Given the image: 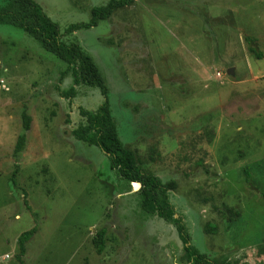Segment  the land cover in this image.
Segmentation results:
<instances>
[{"label":"rangeland","instance_id":"374dc122","mask_svg":"<svg viewBox=\"0 0 264 264\" xmlns=\"http://www.w3.org/2000/svg\"><path fill=\"white\" fill-rule=\"evenodd\" d=\"M35 1L93 58L143 169L176 183L169 200L190 245L212 263L264 264V0H133L79 30L111 0ZM104 102L37 40L0 26V264H22L19 239L33 229L23 264H202L174 225L142 211L140 187L74 137Z\"/></svg>","mask_w":264,"mask_h":264},{"label":"trees","instance_id":"16d2710c","mask_svg":"<svg viewBox=\"0 0 264 264\" xmlns=\"http://www.w3.org/2000/svg\"><path fill=\"white\" fill-rule=\"evenodd\" d=\"M133 0H111L105 7H95L91 11V20L87 24L77 25L71 30L89 29L97 27L100 21L111 18L112 14L120 8L131 5ZM0 26H11L24 31L27 35L37 40L42 48L54 55L58 60L66 63L72 71L77 86L83 85L97 88L105 97V102L95 112H84L86 125L74 132L76 140L101 149L110 159L112 169L116 170L120 179L129 186L140 185L139 195L141 209L145 214L157 216L169 222L177 229L184 249L190 259L202 264H216L200 254L192 245L187 225L170 203V192L176 188V183L163 184L162 180L153 173L143 169L136 154L123 143L118 130L117 122L109 104V90L93 58L88 55L79 44H67L61 39L58 25L53 22L35 0H5V5L0 8ZM245 41L249 44V50L257 59L263 57L258 50L256 38L246 35ZM64 73L63 76H66ZM72 95L75 90L72 88ZM23 127L25 131L31 129V119L27 114L23 115ZM27 136H19L15 154H20L26 147ZM15 179V178H14ZM264 198V194H263ZM37 233L36 229L24 233L19 239V261L23 264V256L26 254V243ZM108 230L100 229L94 238V247L97 254L102 255L106 249Z\"/></svg>","mask_w":264,"mask_h":264},{"label":"water","instance_id":"95a60500","mask_svg":"<svg viewBox=\"0 0 264 264\" xmlns=\"http://www.w3.org/2000/svg\"><path fill=\"white\" fill-rule=\"evenodd\" d=\"M229 73H231L233 75L234 74V70L230 69Z\"/></svg>","mask_w":264,"mask_h":264},{"label":"built area","instance_id":"2783aa9c","mask_svg":"<svg viewBox=\"0 0 264 264\" xmlns=\"http://www.w3.org/2000/svg\"><path fill=\"white\" fill-rule=\"evenodd\" d=\"M136 184V183H135ZM135 184H133L135 186ZM138 186L140 187V185L138 184Z\"/></svg>","mask_w":264,"mask_h":264}]
</instances>
